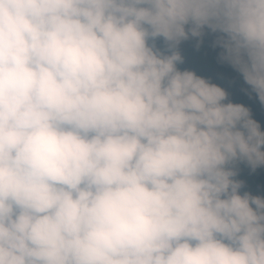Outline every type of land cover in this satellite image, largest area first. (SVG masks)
Returning a JSON list of instances; mask_svg holds the SVG:
<instances>
[{
    "label": "clouds",
    "instance_id": "1",
    "mask_svg": "<svg viewBox=\"0 0 264 264\" xmlns=\"http://www.w3.org/2000/svg\"><path fill=\"white\" fill-rule=\"evenodd\" d=\"M257 109L264 0H0V264H264Z\"/></svg>",
    "mask_w": 264,
    "mask_h": 264
},
{
    "label": "trees",
    "instance_id": "2",
    "mask_svg": "<svg viewBox=\"0 0 264 264\" xmlns=\"http://www.w3.org/2000/svg\"><path fill=\"white\" fill-rule=\"evenodd\" d=\"M182 52L186 58L184 66L193 68L198 72L206 75L219 76L226 72L225 69L219 68L213 59V53L206 47L196 50L194 41L186 42L182 45ZM237 99L242 97L236 94ZM257 119L264 120V112L256 110ZM242 177L247 180V190L252 191L254 195H264V170H257L254 174H249L246 168L242 171Z\"/></svg>",
    "mask_w": 264,
    "mask_h": 264
}]
</instances>
